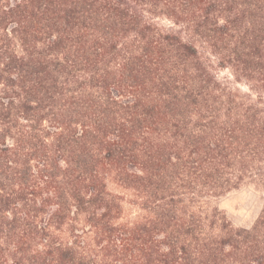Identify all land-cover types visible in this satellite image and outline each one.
Wrapping results in <instances>:
<instances>
[{
    "label": "trees",
    "instance_id": "1",
    "mask_svg": "<svg viewBox=\"0 0 264 264\" xmlns=\"http://www.w3.org/2000/svg\"><path fill=\"white\" fill-rule=\"evenodd\" d=\"M245 185L264 0H0V264H264Z\"/></svg>",
    "mask_w": 264,
    "mask_h": 264
},
{
    "label": "rangeland",
    "instance_id": "2",
    "mask_svg": "<svg viewBox=\"0 0 264 264\" xmlns=\"http://www.w3.org/2000/svg\"><path fill=\"white\" fill-rule=\"evenodd\" d=\"M217 72L219 76L232 80L230 69L220 68ZM233 85L245 89L243 82H235ZM215 204L234 225L250 227L264 205V194L250 185H245L227 192Z\"/></svg>",
    "mask_w": 264,
    "mask_h": 264
}]
</instances>
